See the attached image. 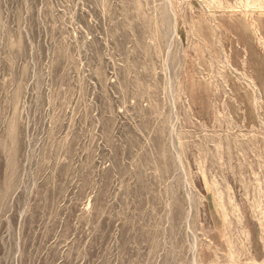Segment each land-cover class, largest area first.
<instances>
[{"label":"rangeland","instance_id":"rangeland-1","mask_svg":"<svg viewBox=\"0 0 264 264\" xmlns=\"http://www.w3.org/2000/svg\"><path fill=\"white\" fill-rule=\"evenodd\" d=\"M264 226V0H0V264H238Z\"/></svg>","mask_w":264,"mask_h":264},{"label":"crops","instance_id":"crops-1","mask_svg":"<svg viewBox=\"0 0 264 264\" xmlns=\"http://www.w3.org/2000/svg\"><path fill=\"white\" fill-rule=\"evenodd\" d=\"M243 226L249 247L245 254L241 252V262L238 264H264V226L248 219Z\"/></svg>","mask_w":264,"mask_h":264}]
</instances>
